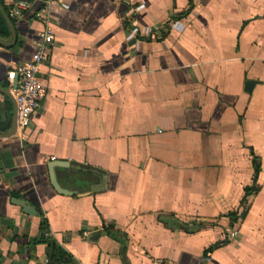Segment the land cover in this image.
Returning a JSON list of instances; mask_svg holds the SVG:
<instances>
[{
  "label": "crops",
  "instance_id": "obj_1",
  "mask_svg": "<svg viewBox=\"0 0 264 264\" xmlns=\"http://www.w3.org/2000/svg\"><path fill=\"white\" fill-rule=\"evenodd\" d=\"M13 26L0 264H50L40 212L70 264H264V0H33ZM46 31L47 95L23 143L7 136L9 78Z\"/></svg>",
  "mask_w": 264,
  "mask_h": 264
},
{
  "label": "built area",
  "instance_id": "obj_2",
  "mask_svg": "<svg viewBox=\"0 0 264 264\" xmlns=\"http://www.w3.org/2000/svg\"><path fill=\"white\" fill-rule=\"evenodd\" d=\"M33 0H21L11 12V17L18 19L32 7ZM46 8L36 14L37 19L44 20ZM53 37L49 31L39 35L36 51L33 56L15 68L10 75V83L16 101L17 132L15 137L21 142H27V129L30 127L34 116L40 108L42 100L47 95V88L40 79V69L46 58L47 46L52 44ZM18 77L17 88H14L15 79ZM238 233L235 232L234 236Z\"/></svg>",
  "mask_w": 264,
  "mask_h": 264
},
{
  "label": "trees",
  "instance_id": "obj_3",
  "mask_svg": "<svg viewBox=\"0 0 264 264\" xmlns=\"http://www.w3.org/2000/svg\"><path fill=\"white\" fill-rule=\"evenodd\" d=\"M0 5L2 8H0V37H5V36H10V30L8 23L6 21V18L4 16V13L7 15V17L13 22H16V19L11 17V12L5 7L4 1L0 0ZM44 7V5H41L38 10H41ZM187 15V12L179 15L177 18H181L183 16ZM166 36L165 31H163V36L164 38ZM161 38V39H162ZM258 171V169H257ZM249 192V191H248ZM40 217H41V238H40V243L46 244L48 251H49V258H50V264H70L72 263V258L71 256L63 251L61 247L58 245L57 241L53 238L50 232L49 224L47 219L45 218L44 214L40 212ZM111 228H107V231L109 232ZM111 236L114 238H118V234L116 233H110ZM218 246H213L210 249H208L205 252V257L207 258Z\"/></svg>",
  "mask_w": 264,
  "mask_h": 264
},
{
  "label": "water",
  "instance_id": "obj_4",
  "mask_svg": "<svg viewBox=\"0 0 264 264\" xmlns=\"http://www.w3.org/2000/svg\"><path fill=\"white\" fill-rule=\"evenodd\" d=\"M39 1L44 3L46 0H39ZM5 18H6L7 22H8L9 28H10L11 33H12L13 43L6 44V43L0 41V45L11 47L16 42L17 35H16V32H15V29H14L12 21L6 15H5ZM17 84H18V77H16V79H15L14 88H17ZM0 90L4 91L1 88H0ZM5 93L8 94L9 97H11L13 99V97H12V95L10 93H8L6 91H5ZM14 103H15V107H16V101H14ZM16 132H17V113L15 115V121H14V124H13V129H12L11 133L9 135H7V136L8 137L15 136ZM55 167H69V165H67L66 163H61V162H57V161L56 162H52L49 165V173H50L51 185L54 187V189L58 193L65 194V195L71 194L69 191H66V190L62 189L60 187V185L58 184L57 179L55 177V173H54ZM13 203H15L16 205L20 206L25 214L30 215V216H36L37 215L36 210L32 206L27 205L25 202L19 201V200H13Z\"/></svg>",
  "mask_w": 264,
  "mask_h": 264
}]
</instances>
